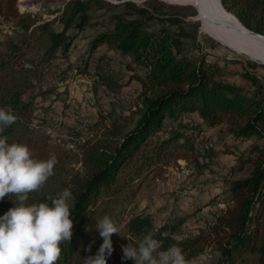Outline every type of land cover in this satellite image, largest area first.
<instances>
[{
  "label": "trees",
  "instance_id": "1",
  "mask_svg": "<svg viewBox=\"0 0 264 264\" xmlns=\"http://www.w3.org/2000/svg\"><path fill=\"white\" fill-rule=\"evenodd\" d=\"M15 2L0 0V17L13 18L28 36L37 30L47 34L48 58L58 49L68 50L72 36H65L66 31L70 27H84L90 4L101 0H68L54 19L41 23L28 12L18 13ZM148 3L137 6L124 2L126 11L111 14V25L95 36L90 47L92 51L101 44L113 46L144 69L143 75L133 76L140 85L134 116L132 119L115 116L106 124L105 118L100 117L99 127L90 126L98 128L95 138L79 144L77 154L53 145L49 135L34 127L33 101L23 100L21 91L16 89V66L11 65L9 72L1 74L8 63L14 64L20 58L19 40L5 43L6 51L0 56V108L11 111L17 120L0 135L6 136L9 143L27 145L35 159L46 160L49 154H55L58 161L54 175L38 192L30 193L26 203L45 202L51 206L48 196L56 197L64 189L72 192L76 200L70 216L72 237L60 245L57 264H84V258L95 256L103 243L95 228L97 221L108 216L118 227L126 206L148 172L162 162L184 159L188 149L196 148L194 142L189 146L178 144L191 127L184 117L194 115L210 126L225 124L234 138L258 140L237 166L241 170L250 164V172L230 182V204L214 216L206 234L202 229L193 236L175 240L171 235L175 226H169L167 234L163 232L166 226L154 232L151 218L137 214L126 222L133 245L151 233L161 245L158 250L176 245L188 251L190 257L210 243L218 252L217 260L211 264H240L245 255L255 256L254 264H264V89L254 70L263 65L237 57V61L245 63L236 72L245 85L229 81L224 76L225 66L186 50L183 39L187 35L181 31L180 14L157 8L158 4L174 10L187 8L191 9L190 15H196L193 6L167 5L159 0ZM221 3L243 26L264 35V0H221ZM153 19L168 26L150 30L147 23ZM56 21L63 25L60 31L51 28ZM178 25L179 28H172ZM178 147H184V152H179ZM12 199L15 198L8 195L0 199V215L14 206ZM114 236H110L111 242ZM105 259L106 264H118L113 253Z\"/></svg>",
  "mask_w": 264,
  "mask_h": 264
},
{
  "label": "rangeland",
  "instance_id": "2",
  "mask_svg": "<svg viewBox=\"0 0 264 264\" xmlns=\"http://www.w3.org/2000/svg\"><path fill=\"white\" fill-rule=\"evenodd\" d=\"M126 1L142 6L149 5L150 0H101L99 3L90 4L89 18L84 27H70L65 33V36H72L68 50L61 52L58 49L48 58L46 51L50 39L47 34H41L37 30L32 36H28L27 32L16 26L13 18L0 17V56L6 51V42L17 40L21 54L16 63L14 62L15 65L8 63L1 74L9 72L11 65L16 66V89L21 91L23 100L33 101L34 127L41 134L49 135L53 145L67 150L69 154H77L79 144L95 138L98 128L90 126L98 124L100 117L105 118L103 124H106L115 116L122 115L129 119L134 116L132 112H135L138 103L140 85L133 76L143 75L144 69L135 65L129 57L122 55L113 46L101 44L92 51L90 48L95 36L111 25V14L126 11L122 6ZM159 1L167 5L176 4L167 0ZM39 2L34 9L25 11L34 16L38 23L54 19L65 6L62 0ZM58 4L61 5L57 9ZM191 6L196 10V15H190L191 9L187 8L174 10L167 6L159 7V4L157 8L180 14L181 31L187 35L183 40L189 53L215 60L220 66H225L226 79L245 85V81L236 73L245 63L237 61L236 58L250 59L226 47L229 44L205 26L198 8L193 4ZM15 7L20 13L17 0ZM147 25L150 30H157L163 25L168 26V23L153 19ZM62 26L61 22L56 21L51 28L60 31ZM21 40H25V43ZM232 48L264 62V57L249 50ZM256 63L263 65L254 70L264 89V64ZM184 122H191V127L185 133L186 140L180 139L178 144H198L206 134L213 137L214 144L204 153L198 152L197 148L188 149L184 159L162 162L140 181L132 202L125 208L123 220L118 226L119 234H115L112 242V253L118 264H134L132 259H121V245L133 244V238L126 228L130 217L137 214L148 215L154 232L166 226L167 229H163V232L167 234L168 227L175 226L171 234L175 240L202 231L206 234L214 216L230 204V182L243 178L250 172V164H245L241 170L237 166L241 158L247 155L251 144L258 142L255 137L234 138L226 130L225 124L210 126L194 115L185 116ZM178 150L184 152L185 148L178 147ZM184 163L190 168L191 174L178 180L175 172ZM183 254L188 264H211L218 258V252L210 243L204 244L202 249L190 257L188 251H183ZM244 258L240 264L255 262L253 255H245Z\"/></svg>",
  "mask_w": 264,
  "mask_h": 264
},
{
  "label": "clouds",
  "instance_id": "3",
  "mask_svg": "<svg viewBox=\"0 0 264 264\" xmlns=\"http://www.w3.org/2000/svg\"><path fill=\"white\" fill-rule=\"evenodd\" d=\"M16 115L0 108V133L14 124ZM58 163L55 154L46 160L33 158L27 145L8 142L0 135V199L14 197V206L0 215V264H57L61 256L60 245L72 237L71 210L76 204L72 192L64 189L45 202L27 204L29 194L38 192L54 175ZM95 228L103 238L95 256H86L84 264H106V255L113 251L110 236L119 234L110 217L104 216ZM129 240V238H127ZM160 243L151 233L132 243L121 245L122 260L132 259L134 264H188L180 247L172 245L160 249Z\"/></svg>",
  "mask_w": 264,
  "mask_h": 264
},
{
  "label": "bare ground",
  "instance_id": "4",
  "mask_svg": "<svg viewBox=\"0 0 264 264\" xmlns=\"http://www.w3.org/2000/svg\"><path fill=\"white\" fill-rule=\"evenodd\" d=\"M191 3L199 10L203 24L235 48H242L264 57V38L247 32L241 22L228 12L220 0H167Z\"/></svg>",
  "mask_w": 264,
  "mask_h": 264
},
{
  "label": "built area",
  "instance_id": "5",
  "mask_svg": "<svg viewBox=\"0 0 264 264\" xmlns=\"http://www.w3.org/2000/svg\"><path fill=\"white\" fill-rule=\"evenodd\" d=\"M63 3H65V0H62ZM39 0H17V6H18V11L21 12H25V11H30L32 9H34L37 5H38ZM61 4H58V6H56V8L58 9L60 7ZM62 6H64V4H62ZM214 144V139L211 135L206 134L205 137L203 138L202 141L198 142V144H196V148L197 151L200 153H204L207 150H209ZM191 174L190 172V168L187 166L186 163L180 165L178 167V169L175 172V178L178 180H182L186 177H189V175Z\"/></svg>",
  "mask_w": 264,
  "mask_h": 264
},
{
  "label": "water",
  "instance_id": "6",
  "mask_svg": "<svg viewBox=\"0 0 264 264\" xmlns=\"http://www.w3.org/2000/svg\"><path fill=\"white\" fill-rule=\"evenodd\" d=\"M170 3H176V4H180V5H191L190 3H184V2H170ZM194 19H195V20H198L197 17H194ZM242 26H243V25H242ZM243 27H244V29H245L247 32H249V33H251V34L258 35V36H261V37L264 38V35H263V34L256 33V32H254V31H252V30L246 28L245 26H243ZM219 42H220V41H219ZM220 43H221V42H220ZM225 46L228 47L229 49H231L232 51H235V52H237L238 54L243 55V56L246 57L247 59L254 60L255 62H258V63H262V64H264V62L259 61V60L255 59V58H253V57H251V56H249V55H247V54H245V53H243V52L236 51L234 48H232V47L229 46V45H225Z\"/></svg>",
  "mask_w": 264,
  "mask_h": 264
}]
</instances>
